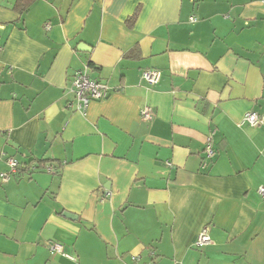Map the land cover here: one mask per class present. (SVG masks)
<instances>
[{"label":"crops","instance_id":"crops-1","mask_svg":"<svg viewBox=\"0 0 264 264\" xmlns=\"http://www.w3.org/2000/svg\"><path fill=\"white\" fill-rule=\"evenodd\" d=\"M19 1L0 0V264H264V122H243L264 117V0ZM85 69L110 94L82 113Z\"/></svg>","mask_w":264,"mask_h":264},{"label":"built area","instance_id":"built-area-1","mask_svg":"<svg viewBox=\"0 0 264 264\" xmlns=\"http://www.w3.org/2000/svg\"><path fill=\"white\" fill-rule=\"evenodd\" d=\"M191 20L195 21V18L192 17ZM161 77L162 73L156 69H147L143 71V78L150 85L159 83ZM67 89L75 94L77 99V109L82 113L87 110L89 104L92 101L105 100L110 94L109 88L106 84L95 82L89 79L87 69L78 71L72 79L67 81ZM141 117L145 121L150 120L153 117L152 108L144 107L141 111ZM243 122L248 123L252 126H256L264 122V117L259 116L256 112L250 111L245 115ZM210 143L211 138L208 139V146L206 148V153L209 158L214 155V151L211 148ZM9 164L11 167V172H15L19 166L18 162L14 159H10ZM9 176V174H3L2 178L4 180H8ZM260 193L264 195V188L260 189ZM210 243L211 238L209 235V230L208 228H204L198 237L196 247L204 248ZM50 248L53 252L64 253V249L61 244H51Z\"/></svg>","mask_w":264,"mask_h":264},{"label":"trees","instance_id":"trees-1","mask_svg":"<svg viewBox=\"0 0 264 264\" xmlns=\"http://www.w3.org/2000/svg\"><path fill=\"white\" fill-rule=\"evenodd\" d=\"M22 3H21V2ZM17 4H18V8L19 7H25V5L23 4V2H24V0H20ZM39 166H41L42 168H43V170H45V169H47V166H46V164H45V161H39ZM22 169V168H21Z\"/></svg>","mask_w":264,"mask_h":264}]
</instances>
